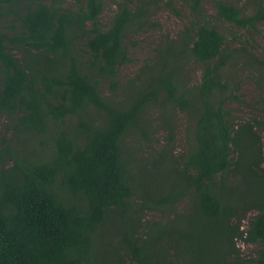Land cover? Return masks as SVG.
Returning <instances> with one entry per match:
<instances>
[{
	"label": "trees",
	"instance_id": "16d2710c",
	"mask_svg": "<svg viewBox=\"0 0 264 264\" xmlns=\"http://www.w3.org/2000/svg\"><path fill=\"white\" fill-rule=\"evenodd\" d=\"M75 2L70 10L0 0V122L13 130L0 135V264H264V148L256 131L264 132V118L234 124L224 109L240 98L227 75L236 50L202 17L183 40L162 45L146 76L127 84L128 98L117 102L119 68L131 62L126 41L158 26L151 18L161 0H118L108 28L99 21L102 0ZM185 2L201 14L202 0ZM214 6V22L252 30L264 23L262 0ZM189 57L204 73L185 91L178 76ZM169 108L187 114L182 168ZM151 109L157 118L148 117ZM155 124L167 145L145 164L125 139L149 142ZM230 176L241 177L242 191L228 185ZM234 191L239 199H231ZM184 199L191 200L186 219L141 222L146 212L174 214ZM253 209L259 214L241 231L242 212ZM183 221L195 226L184 229ZM109 223L115 235L104 241ZM237 239L258 245L257 258H241Z\"/></svg>",
	"mask_w": 264,
	"mask_h": 264
},
{
	"label": "rangeland",
	"instance_id": "374dc122",
	"mask_svg": "<svg viewBox=\"0 0 264 264\" xmlns=\"http://www.w3.org/2000/svg\"><path fill=\"white\" fill-rule=\"evenodd\" d=\"M46 4L54 2L56 5L63 7L64 9L73 10L76 8L75 0H44ZM105 9L102 15L99 17L100 24L103 28H108L112 17L118 8V0H102ZM186 0H161L159 8H155L152 14V22L158 24L156 27H152L143 32L136 34H130L128 40L126 41L127 50L131 62L123 65L119 68L118 82L119 91L115 96L117 102L125 101L129 93L125 90L127 84H131L134 80L139 79L141 76L145 77L147 68L158 59V49L162 45L177 43L183 40L186 31L195 30L199 23H202V17H206L209 22H212L218 30L224 35L227 40V44L232 48L231 52H235L232 56L231 66L228 69V83L229 87L235 89L232 91L233 94L239 96V100L227 101L224 104L225 110H230L231 120L234 124H241L244 122H253V120L261 121L264 118V111L260 104V98L263 94V89L261 87V73L258 71L262 69L259 62H264V23H259L256 30L252 29H240L234 25L214 22L213 17L215 15L214 3L216 0H202L201 2V14L193 12L185 2ZM228 3L235 4L239 8H242L249 0H224ZM263 6H264V0ZM135 0H132V3ZM171 2V5L168 3ZM249 10L247 13L250 14L252 11L251 3H249ZM132 5V4H131ZM11 22V21H9ZM191 34V33H190ZM193 34V33H192ZM243 51H247L252 55L253 61L247 60L242 54ZM20 57V55H17ZM204 73V66L200 62L196 61L194 58L189 57L185 61L183 68L178 76V81L182 90L190 91L195 86H199L202 76ZM104 95H111L110 89L107 85L102 87ZM134 91H137V86L135 85ZM171 112L174 126H175V139H174V150L173 155H175V162L177 166L182 168V162L180 160V155L187 154L186 145V130L188 126L187 114L180 111L178 108H169ZM158 114L155 109L148 111V117L150 119L157 118ZM75 123V122H74ZM156 125V124H155ZM12 127L9 123L0 122V135L7 138L12 137ZM261 137L262 145L264 148V132L256 130ZM153 136H151V141H143L140 145L137 141L135 135L129 136L125 139L126 148L130 149L136 158H145L143 163H147L148 156L151 153L156 154V152H161L162 146L167 145L165 141V132L158 129L157 125L154 128ZM37 142V141H36ZM34 148L37 144L33 142L31 144ZM233 159H236V154H234ZM138 160V159H137ZM168 165L170 166L171 161L167 159ZM230 187H235V189L243 190V184L240 176H230L227 180ZM234 199H239L238 192L234 191ZM250 200V198L246 199ZM140 199H135L136 207L141 204ZM191 208V200L184 199L178 202L174 208V214L161 215L159 212H146L143 216H140L141 222L151 225L154 222L160 224H166L169 221L175 219L178 215L182 219L183 215H187ZM259 214L257 209H253L245 215V218L241 223V231H246L248 229L249 222ZM192 217V216H191ZM179 218V217H178ZM193 218V217H192ZM186 221H189L187 219ZM182 228L188 229L194 227V224H188V222L183 221ZM115 225L109 223L102 232L104 241L109 240V237H114L115 232L112 230ZM141 236L145 235L140 231ZM114 239V238H113ZM236 247L241 258L247 260H253L257 258L259 246L253 244H245L241 240H236ZM184 256L185 253H184ZM127 264H132L127 260Z\"/></svg>",
	"mask_w": 264,
	"mask_h": 264
}]
</instances>
